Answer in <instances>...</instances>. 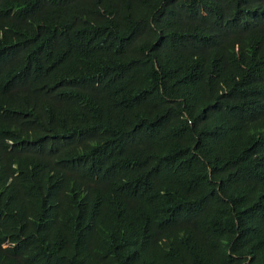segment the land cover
Returning a JSON list of instances; mask_svg holds the SVG:
<instances>
[{
	"label": "trees",
	"instance_id": "1",
	"mask_svg": "<svg viewBox=\"0 0 264 264\" xmlns=\"http://www.w3.org/2000/svg\"><path fill=\"white\" fill-rule=\"evenodd\" d=\"M0 264H264V0H0Z\"/></svg>",
	"mask_w": 264,
	"mask_h": 264
}]
</instances>
